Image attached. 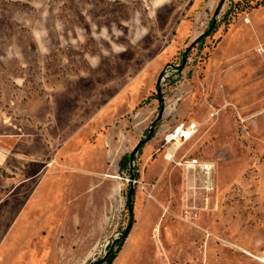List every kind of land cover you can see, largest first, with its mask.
I'll list each match as a JSON object with an SVG mask.
<instances>
[{"label": "rangeland", "instance_id": "obj_1", "mask_svg": "<svg viewBox=\"0 0 264 264\" xmlns=\"http://www.w3.org/2000/svg\"><path fill=\"white\" fill-rule=\"evenodd\" d=\"M237 1L0 0V264H104L127 230L113 264H264V8Z\"/></svg>", "mask_w": 264, "mask_h": 264}, {"label": "built area", "instance_id": "obj_2", "mask_svg": "<svg viewBox=\"0 0 264 264\" xmlns=\"http://www.w3.org/2000/svg\"><path fill=\"white\" fill-rule=\"evenodd\" d=\"M198 127L195 123L182 122L176 125L166 136L165 145L169 146L170 156L174 160L180 149L197 134ZM177 166L191 175H201L203 188L207 192L214 190L212 183V175L214 172L213 165L208 161L199 158L182 157L179 161H175Z\"/></svg>", "mask_w": 264, "mask_h": 264}, {"label": "trees", "instance_id": "obj_3", "mask_svg": "<svg viewBox=\"0 0 264 264\" xmlns=\"http://www.w3.org/2000/svg\"><path fill=\"white\" fill-rule=\"evenodd\" d=\"M264 8V0H239L237 2H232L231 7L228 14H234L238 15L240 13L244 12H250L255 9ZM126 160V159H125ZM124 168L128 166L127 160L124 161ZM134 195V193H133ZM133 196L131 197V200L128 202V206L130 209V212L132 213L133 210ZM130 230H127L124 232L122 237L119 241H116L114 245L110 248V252L107 255V257L104 260V264H113L115 259L117 258L119 252L123 248V245L125 243L126 238L129 235Z\"/></svg>", "mask_w": 264, "mask_h": 264}, {"label": "water", "instance_id": "obj_4", "mask_svg": "<svg viewBox=\"0 0 264 264\" xmlns=\"http://www.w3.org/2000/svg\"><path fill=\"white\" fill-rule=\"evenodd\" d=\"M225 1H226V0H222L221 4L219 5L218 10H217V12H216L217 14H218L219 10L224 6ZM214 24H215V23H214ZM204 36H205V35H203V36L199 37L198 39H196V40L193 42V44L189 47V50H191L192 48H194V47L198 44V42H199ZM161 119H162V113L159 115L157 121H156L155 123H153V125H152V129H151V132H150V134H149L148 139H147L146 141H144V142L139 143L138 146L136 147V149H135L134 152H137V150H139V148H140L145 142H148V141H150V140L152 139L153 134H154L155 126H156L157 122H159Z\"/></svg>", "mask_w": 264, "mask_h": 264}, {"label": "bare ground", "instance_id": "obj_5", "mask_svg": "<svg viewBox=\"0 0 264 264\" xmlns=\"http://www.w3.org/2000/svg\"><path fill=\"white\" fill-rule=\"evenodd\" d=\"M169 158L171 157L170 155L168 156ZM111 178H116V177H114V176H110Z\"/></svg>", "mask_w": 264, "mask_h": 264}]
</instances>
